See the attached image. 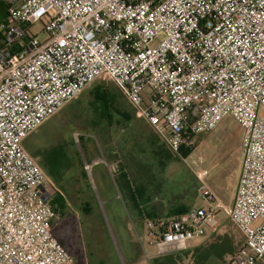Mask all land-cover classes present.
I'll use <instances>...</instances> for the list:
<instances>
[{
  "label": "built area",
  "instance_id": "built-area-1",
  "mask_svg": "<svg viewBox=\"0 0 264 264\" xmlns=\"http://www.w3.org/2000/svg\"><path fill=\"white\" fill-rule=\"evenodd\" d=\"M0 264H72L52 232L45 174L23 140L108 74L170 149L230 116L242 159L228 218L243 234L234 264L264 263V0H0ZM40 22L45 37L30 28ZM145 220L151 255L214 231L223 203ZM142 247L140 235L135 233ZM143 253L148 258L143 247Z\"/></svg>",
  "mask_w": 264,
  "mask_h": 264
},
{
  "label": "rangeland",
  "instance_id": "rangeland-1",
  "mask_svg": "<svg viewBox=\"0 0 264 264\" xmlns=\"http://www.w3.org/2000/svg\"><path fill=\"white\" fill-rule=\"evenodd\" d=\"M30 30L37 32L40 39L45 37L40 22L33 24ZM97 83L107 85L116 94L120 91L108 74L101 75L23 140L24 149L36 163L42 158L41 152L57 144L71 163L68 169L58 171L55 187L64 194L66 205L60 217L61 224L53 229L61 235L63 246L72 255V264H154L156 256L151 255L153 248L141 233L142 223L130 217V214L134 216V211L131 208L129 212L127 197L118 177L121 165L130 177L133 176L134 184L146 187L148 202L143 203L144 206L150 201H164L163 204L168 206L171 200H164L161 190L173 187L180 204L206 207L205 199L196 193L198 176H201L224 205L217 214L219 225L214 230L215 235L222 233L226 228L222 220H228L242 159V130L234 119L225 116L214 130L198 135L193 150L185 158H165L162 160L164 164L158 163L150 170L147 169L148 156L151 155L147 145L148 133L143 130L144 118L138 108L127 98L125 109L117 106L118 112L108 108L100 110L92 101V88ZM122 109L134 114V119L126 121L119 113ZM101 115L104 119L99 121ZM35 152L39 155L33 156ZM91 157L106 161L108 165V169L102 164L93 168L92 191L87 188L80 172V165L86 167ZM44 185L51 190L48 179ZM182 187L189 192L185 194ZM154 195L158 196L155 198ZM86 202L88 211H85ZM235 231L238 234L235 239L242 237L238 230ZM135 233L140 235L142 247L150 255L148 258ZM210 238L208 231L188 240L185 249L171 253L178 257V264H234L228 255L222 259L210 255L206 260H200L199 248Z\"/></svg>",
  "mask_w": 264,
  "mask_h": 264
},
{
  "label": "trees",
  "instance_id": "trees-1",
  "mask_svg": "<svg viewBox=\"0 0 264 264\" xmlns=\"http://www.w3.org/2000/svg\"><path fill=\"white\" fill-rule=\"evenodd\" d=\"M3 16H4L3 9L0 6V19ZM92 97H93L92 98L93 103H95V104L97 103L100 110H102L104 108H108L114 112L115 111L118 112L117 106L125 109V107L128 104L127 96L121 88H120V91L118 92V94H116L114 92H111L110 88L107 85L105 86V85L98 84V83L96 85H94L92 88ZM114 105H116V107ZM123 109H122V111H119L120 115L126 121L133 120L134 114L132 115V113L129 111H123ZM103 117H104L103 115L99 116L98 120L100 121V120L104 119ZM142 126L144 127L143 130L148 133L147 145H148L149 150H150L149 155L151 153V155L148 156L149 168H147V169L151 170V168L153 166L155 167V165H158V163L164 164L162 162V160L165 158H167V159L174 158L175 160L183 159L194 148V146L185 147L182 143H180L175 147V149H170L167 145H165L160 140L157 133L151 127L148 128L144 125H142ZM82 143H83L82 140H80L81 146H82ZM37 154L39 155V152L33 153V156H35ZM41 156H42V158L38 161L37 164L43 170L45 177H46V179H48L49 184L51 186V190L49 191V204L55 210H57L61 215H63L64 210H65V205H66V199L64 197V194L55 187V183L57 182V177H59L58 175L60 174L58 172L59 169H61V168H62L61 170L66 169V168L68 169L71 166V163L68 162L67 155L62 151L59 144L51 147L46 152H41ZM135 160H137L136 157H135ZM129 162L130 161H128V168L131 169V167H129V164H130ZM80 172H81L82 177L86 181L87 188L90 191H92V186L90 185V183L87 179V175H86L85 168H84L83 164L80 165ZM145 173H147L146 175H150L151 171H150V173L149 172H145ZM118 177H119V180L121 181L120 185L124 188V194H126V197H127V202L129 205L128 206L129 212H131V208H132V211H134V216H132L130 214V217L133 219H137L141 223L145 222V220H151L153 222H156L159 219L170 218V217L176 216L179 213L190 208L189 205H183V204L179 203L180 202L179 197H177V193H176L175 188H173V187L169 188L168 187L165 190L162 188L161 192L164 193V195H165L164 200L165 199L171 200L170 204H168V206L166 205V207H170V209L168 211V215H165V216L156 215V214L152 213L153 209L151 210V208H149V206L147 204H146V206H144L145 202L146 201L148 202V200H147L148 197H146V199H145L146 187L144 185H141V184H139V185H137L136 183L134 184L131 180V178L133 176L130 177L129 173L125 169L122 168V165H121V168L119 170ZM191 181H192V179H191ZM156 188H158V186ZM182 189L185 192V194L187 192H189L186 190V188L184 189L182 187ZM160 193H158V195ZM158 195H154V197L156 198V196H158ZM143 199H144V201H143ZM163 203H164V201L158 202V204H163ZM85 207H87L85 209V211H88L89 207H88L87 202L85 203ZM85 207H83V208H85ZM222 225L224 227H226L222 233H219V234L217 233L215 235L214 232H216V231L210 232V237H211L210 240H208V242L205 244H203V243L201 244V248H199V250H200L199 258L201 261L206 260L210 255L214 256L216 258H219V259H222L223 256H225V255L232 256L233 253H235L236 251H238L242 247V245L244 243V236L232 224L230 219L228 218V220H226V221L222 220ZM235 230H238L241 233L242 237L235 239L238 236V234L236 233ZM52 232L55 235V237L63 245L61 235H59L57 232H54V229H52ZM174 255H175L174 253H166L163 255H158V256L153 258L154 264H178L179 259H178V257L176 258V256H174Z\"/></svg>",
  "mask_w": 264,
  "mask_h": 264
},
{
  "label": "crops",
  "instance_id": "crops-1",
  "mask_svg": "<svg viewBox=\"0 0 264 264\" xmlns=\"http://www.w3.org/2000/svg\"><path fill=\"white\" fill-rule=\"evenodd\" d=\"M142 121H144V123H145V124H143L144 126H146L148 128L151 127L154 130V128L151 126V124H149V122L145 118ZM88 163L89 164H86V167H84V168H85V172H86V175H87V179H88L90 185L92 186L93 185V179H92V177H93V168L95 167V165L102 164L106 169H108V165H107L106 161H101V160H99L96 157L89 158L88 159ZM113 163L111 162L110 164H113ZM148 206H149V208H151V210L153 209L152 213H154L156 215H159V216L168 215V211L170 209V207H166L164 204H158V202L156 203L155 201H150L148 203ZM141 229H142L141 233H143L144 232V222L142 223Z\"/></svg>",
  "mask_w": 264,
  "mask_h": 264
}]
</instances>
